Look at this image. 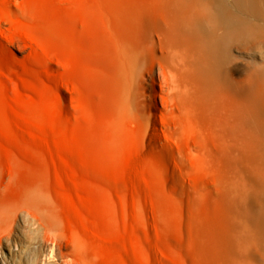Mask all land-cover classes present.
Instances as JSON below:
<instances>
[{
    "label": "bare ground",
    "instance_id": "bare-ground-1",
    "mask_svg": "<svg viewBox=\"0 0 264 264\" xmlns=\"http://www.w3.org/2000/svg\"><path fill=\"white\" fill-rule=\"evenodd\" d=\"M50 4L33 2L26 10L56 22L41 36L57 37L58 62L66 68L69 52L79 53V75L56 77L59 125L37 120L28 103L23 108L27 123L52 130L59 142L30 144L1 111L0 134L35 148L61 189L70 182L67 174L61 178L65 172L83 191L87 185L77 172L96 179L103 167L92 162L94 145L110 156L139 145L151 158L136 159L114 175L124 171L130 185H139L150 171L162 184L156 230L172 239L165 247L154 242L163 253L158 264H172L165 259L174 255L179 264H264V0H71L56 18ZM11 13L0 6V20ZM3 30L0 21V35ZM41 40L44 56L33 61L47 67L52 55ZM84 124L97 129L98 140L81 134ZM2 158L14 181L19 159ZM31 180L30 188L10 189L0 203V231L8 228L1 241L9 251L0 253V264H39V247H27V235L55 224H47L38 207H25L31 196L41 199L49 183ZM72 193L59 199L73 203L66 211L69 233L88 243L102 264L148 263L128 223L124 236L114 234L102 207ZM120 211L128 220L129 212ZM129 239L135 241L130 249Z\"/></svg>",
    "mask_w": 264,
    "mask_h": 264
},
{
    "label": "rangeland",
    "instance_id": "rangeland-1",
    "mask_svg": "<svg viewBox=\"0 0 264 264\" xmlns=\"http://www.w3.org/2000/svg\"><path fill=\"white\" fill-rule=\"evenodd\" d=\"M41 1L43 0H0V6L11 7L14 11V13L5 17V21L0 20L3 21L4 27L0 35L2 37V41L0 42V111L10 124L20 127L21 136L30 144L45 138H52L54 143L59 141L56 140L52 130L45 129V131H40L27 123L24 119V103L30 104L32 114L37 120L49 126L59 125L61 112L58 109L56 77L59 74H68L70 77L77 76L79 75L80 67L79 53L76 52H69L67 68L60 65L58 62L59 44L57 37L50 36L46 39L41 36L42 31L45 32L51 27H56V22L52 18L48 16L43 17V14L40 19H37L27 12L26 9L31 3H40ZM70 1L52 0V4H50L48 9L49 13L56 18L62 8ZM23 28L29 29V31H26L28 36L21 33V31H24ZM37 38L39 40L42 39V42L45 40L44 42H46L52 55V60L47 67H41L33 61L37 56H44L41 42L39 43ZM1 44L5 45V47L1 46ZM17 48H22L24 50L23 53L19 52ZM23 66L26 67V71L23 70ZM80 132L87 139H99L97 129L90 128L85 124L81 127ZM161 134L163 137L166 136L164 132ZM137 137L142 140L143 133L140 131ZM90 152L93 153L92 162L97 166H103L97 167L99 178H89L82 171V165L75 166L76 164L80 165V163L74 162L73 164L77 168V171H82L83 173L82 175L79 172L80 175H78L77 172L78 177H76L78 180L86 183V191L81 190L76 181L75 183L71 181V173L65 172L61 178L66 180L68 179L67 176H69L70 182L73 184L66 180V189H61L56 182L58 177L54 176L56 172L54 173L53 169H50V171L42 160L38 158V152L35 148L18 146L10 136L0 134V158L4 159L2 157L9 155L15 156L19 159L21 168L18 169L20 173L18 172V175L14 176L15 179L13 181L6 163H0V203L7 195L8 190L16 187L22 189L30 188L29 181H32L31 178L46 179L43 182L49 180V183L46 182L48 184L44 183V185H48V187H44L46 188V194L41 199L31 196L28 198L25 207H38L42 210L41 215L43 220L47 224L55 220V224L50 225L49 230L41 227L30 232L27 235L25 245L31 247L36 244L39 247V264H102L96 257V254H93L94 252H92L93 250L89 247L88 243L81 242L76 236L75 238L73 237L74 235L72 236L69 233L68 222H66L68 221L66 220V211L73 207V203L71 201H65L64 203L60 201L61 194L68 191L73 192L72 194L85 197V202L89 201L97 207H102V211L108 217L114 234L121 237L124 236L126 233L124 223H128L132 227L131 238H135V241L139 240L135 244L140 249L142 254L140 255L148 259V263L146 264H158L157 257L160 258L163 253L161 249L157 250L154 242L158 241L165 247L172 239L170 235H159L156 230L155 211L157 204L155 197L163 193L162 184L158 181L157 176L150 171L142 173V181L139 185H130L128 183V176L124 174V171H120L121 173L118 176L114 175L115 171L120 170L119 168L123 169L124 166L136 159L151 158L152 153L142 149L139 145H129L113 156L106 154L100 145H94L90 149ZM78 167L81 168L79 169ZM101 168H105L106 171L101 170ZM110 172L109 176L108 173ZM32 173L35 175H32ZM51 176L52 179H50ZM123 194L127 195L128 199ZM82 207L90 206L88 203ZM121 207L125 208L130 216L135 214L136 218L128 216V220H125L120 211ZM136 211L140 212V221L137 219ZM103 229V226L99 228L100 233L105 232V229ZM7 231L8 228H6L5 232L0 231V253L9 255L7 242L1 241V238ZM134 240H127L125 245L130 249V247H133ZM17 249H20V246ZM176 256H169V259L165 260L172 264H179V257ZM132 257H135L134 253H132Z\"/></svg>",
    "mask_w": 264,
    "mask_h": 264
}]
</instances>
